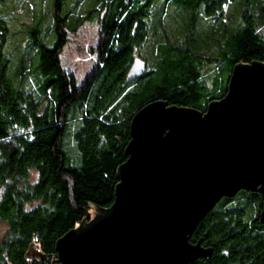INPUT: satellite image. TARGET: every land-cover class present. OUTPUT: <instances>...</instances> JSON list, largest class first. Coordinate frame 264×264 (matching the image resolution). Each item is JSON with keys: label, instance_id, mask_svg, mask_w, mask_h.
I'll list each match as a JSON object with an SVG mask.
<instances>
[{"label": "trees", "instance_id": "16d2710c", "mask_svg": "<svg viewBox=\"0 0 264 264\" xmlns=\"http://www.w3.org/2000/svg\"><path fill=\"white\" fill-rule=\"evenodd\" d=\"M10 1L0 0V264H53L57 241L113 204L139 111L163 101L205 112L238 64L264 63V0H15L31 9L25 22L24 10L3 11ZM87 23L98 26L95 59L79 83L61 55ZM137 57L146 73L130 80ZM262 207L257 192L222 198L190 237L213 253L192 264H264Z\"/></svg>", "mask_w": 264, "mask_h": 264}, {"label": "water", "instance_id": "95a60500", "mask_svg": "<svg viewBox=\"0 0 264 264\" xmlns=\"http://www.w3.org/2000/svg\"><path fill=\"white\" fill-rule=\"evenodd\" d=\"M137 57L129 79L146 73ZM111 207L56 244L53 264H192L199 223L222 198L260 193L264 225V63L238 64L205 112L153 102L133 118Z\"/></svg>", "mask_w": 264, "mask_h": 264}, {"label": "rangeland", "instance_id": "374dc122", "mask_svg": "<svg viewBox=\"0 0 264 264\" xmlns=\"http://www.w3.org/2000/svg\"><path fill=\"white\" fill-rule=\"evenodd\" d=\"M38 3L40 2L37 1L36 5L38 8L34 11L33 15H36L39 17L42 15V11L39 9ZM18 5H20L18 2L15 3V0H11L8 7L4 8L3 11L5 13H8V12H11L13 9L15 11H17L18 9H22L24 10V15L26 16L24 22L26 20L29 21V17L30 18L32 17L31 9L29 5L26 3L22 5L24 7H22L21 5L20 6ZM16 26L18 25H16V22H14L12 24L13 30L16 28ZM20 26H23V25H20ZM17 29H19L17 30V33H18L23 30V27L22 28L17 27ZM97 35H98L97 24L87 23L83 28H81L78 31V34L76 36L74 34H70L69 41L61 55V61H62L63 66L68 71L74 73L79 83L84 82V80L86 79V77L92 70L95 56H93L90 49L92 46L96 44ZM18 37L20 36L18 35ZM52 42L53 41H51L49 45L50 47L53 46ZM13 46L14 45L10 47V50L13 49ZM90 212H91V216L93 217L96 214H98L100 211L99 210L97 211L96 209L93 208L90 210ZM6 230H7L6 224L0 221V241L2 237L4 236Z\"/></svg>", "mask_w": 264, "mask_h": 264}]
</instances>
